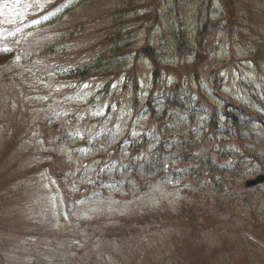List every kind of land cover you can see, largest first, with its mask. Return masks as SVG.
<instances>
[{"label": "rangeland", "instance_id": "rangeland-1", "mask_svg": "<svg viewBox=\"0 0 264 264\" xmlns=\"http://www.w3.org/2000/svg\"><path fill=\"white\" fill-rule=\"evenodd\" d=\"M0 58L9 264H264V0H0Z\"/></svg>", "mask_w": 264, "mask_h": 264}, {"label": "trees", "instance_id": "trees-1", "mask_svg": "<svg viewBox=\"0 0 264 264\" xmlns=\"http://www.w3.org/2000/svg\"><path fill=\"white\" fill-rule=\"evenodd\" d=\"M2 58V57H1ZM1 58H0V63H2V61L3 60H1ZM1 234H0V264H9L8 262H7V259H6V257H5V253L3 252V247H4V245H6V243L4 242V239L3 238H1Z\"/></svg>", "mask_w": 264, "mask_h": 264}, {"label": "water", "instance_id": "water-1", "mask_svg": "<svg viewBox=\"0 0 264 264\" xmlns=\"http://www.w3.org/2000/svg\"><path fill=\"white\" fill-rule=\"evenodd\" d=\"M264 181V174H259L256 178L248 179L245 183L247 187L256 185Z\"/></svg>", "mask_w": 264, "mask_h": 264}]
</instances>
